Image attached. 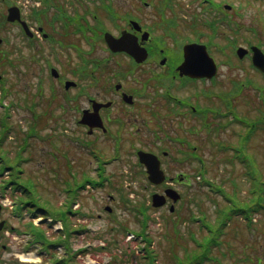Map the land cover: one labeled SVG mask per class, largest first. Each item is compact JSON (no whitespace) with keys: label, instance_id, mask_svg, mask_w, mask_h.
I'll return each mask as SVG.
<instances>
[{"label":"rangeland","instance_id":"1","mask_svg":"<svg viewBox=\"0 0 264 264\" xmlns=\"http://www.w3.org/2000/svg\"><path fill=\"white\" fill-rule=\"evenodd\" d=\"M145 1L147 2L146 4L143 3L142 0H110L109 4L113 8L117 17L116 21L119 23L120 27L125 24L128 15L133 14L137 18H142V22L149 29L153 30L154 28L151 26L157 21L160 22L156 10V6L159 3L158 0ZM173 1L174 0H172V2ZM175 1L176 3H179V6L175 4L178 15L184 16L178 18L176 20L177 24L173 27L174 33L172 35L177 40L175 41L176 45L177 42H184L188 39L187 36L192 34L191 28L186 26V24L189 23V15H187V13L191 14L189 11L196 10L197 3L190 2V0ZM213 1L221 5L219 10L218 7L215 6V9L217 10V13L215 14L219 15L217 19L224 16H227L230 19L236 29L237 40H239L240 45L247 47L246 42H244L245 39L253 42V44L260 43L262 45V43H264L263 0ZM225 4L231 5L229 10L225 9L224 11L222 6ZM77 6L78 8L85 9L80 3H77ZM182 10L186 11L184 15H182ZM203 10L198 11V13L203 12ZM209 10L210 7L206 6L205 12L207 13ZM166 18L172 25L174 21L173 16L166 14ZM106 26L112 31L117 29L112 23L106 24ZM154 31L156 35H161L163 33L162 28H157ZM162 35L166 45H174V38L172 40V37L166 35L165 32ZM0 37L4 39L8 38L7 26L0 29ZM219 43L223 44V41L220 40ZM222 46L223 45H220V47ZM2 48L7 49L8 43ZM261 48L264 50V46ZM212 51L215 52L217 58L223 63V65L221 67V76L218 77L216 83L208 84L211 92L207 91L206 86L205 90L207 92V98L204 103H206L207 108L214 109L215 106L222 104L223 109H225L222 102L224 101V97H220L222 101L220 99L218 100L220 94L219 91L224 89L227 90L229 87L228 79L235 76L242 78V80L251 81L253 84H256V87L258 88L251 85L250 87H247L245 91L247 94L236 95L229 98L230 103L233 104L234 110L239 115L247 116L255 115V113H258V109L260 112H264V88L262 89L264 86V79L263 81L260 80L259 76L256 74L257 72L249 67L248 62L244 61L245 59L236 66L228 64L226 60L228 59V54H230V52L227 48H224L223 51H221L217 47H213ZM169 57L168 64H172L174 60L178 59V53H174L173 50ZM232 59H234V57ZM2 64L4 66L1 65L0 70L6 74L7 79L0 94V118L4 111L3 107L6 104L13 103L16 106L13 108V112L11 111V108L7 112L10 114V119L8 121L10 124L15 125V128H13L11 138L8 141H4L8 138L6 137L1 142L0 154H3V159H6L7 163L10 161L13 163L17 159L23 162L21 166L18 164L13 166L15 171L18 172L12 173L11 175V178L15 179L16 183L24 189V192L17 194L16 198L41 208H46L51 215L62 218V213L74 194L75 184L82 179L85 180L83 185L82 182L80 183L82 186L78 192L75 203L71 206V211L75 212L80 210L86 214L82 217L81 214L73 213L69 217L74 226L79 224L86 225L85 230L74 234L71 239L74 248L87 247V249H83L84 252H81L78 256V259L81 262L80 264H145L146 260L137 255L141 252V248L156 257L154 261L155 264H173L171 257L172 246L177 247L175 253L181 257L182 252L184 251L182 249V246L184 247V241H187L185 248L188 249L189 253L191 252V248L196 246L195 243L200 244L198 250L204 252L208 246L205 241H211L206 240V233L204 236L202 235V237H197L195 234L189 233L188 237L185 236L183 239L178 238L174 230H171L170 232V225L168 224L172 216L169 215L165 209L160 211H154L149 208L147 209V215L150 219L146 218L144 231L147 233L146 236L151 242H146L141 236L126 232L127 230H141V221L143 217L139 214V211L136 208L141 207V204H143L144 207H148L149 189L142 190L143 181L142 176L140 175V170L134 166L130 155L133 146H141L148 141H95L96 146L94 149L102 154L103 158L112 159L114 161L109 162V166H102L105 178L104 182L102 181L103 185L100 186L97 184L95 188H92V185L86 184V180L89 176L92 181L102 180V178L97 176V171L94 170L98 159L90 154L84 155L82 152H75L73 145L68 144V142L71 141L85 140V135H83L82 131L75 127L72 122L60 124L61 116L56 102L55 100L49 103L45 101V95L48 96L49 92L43 90L45 93H41V83L39 81H29L30 78H27L25 80H16L12 82V74L9 65H7L8 63L3 62ZM153 88L156 87L153 86ZM201 88H203V86H200L197 90H200ZM156 89L158 90L160 88ZM192 90H194L193 87ZM258 90H261V92ZM249 96H251V98L249 102H246V98ZM260 96H262L263 99L259 100ZM32 103H34L35 110L24 108L25 104L32 106ZM161 106L167 111V104H161ZM40 110L41 112H38ZM45 110H47L48 115L43 119L44 123H42L41 116L42 112H46ZM31 115H34V117L39 115L40 118L38 125L32 126L35 130H32L29 133L35 135L30 137V149L28 150V153H26L31 160L24 162L23 159H27V155L22 154L24 153L22 144L23 141H25V138H28L26 131H29L30 128L26 129L23 123H25L26 119H30ZM225 124L226 122L221 125L224 127ZM219 125H217V127H219ZM213 127H215V125ZM175 129L177 137L181 134L183 136L188 135V141L192 146H197V142L202 143V139L205 142L210 139L209 142L215 145L212 146L208 143L205 146H201V150L197 152L199 158L205 160L206 163H209L206 164L207 169L203 176L204 178L201 177L199 179L192 177V184L188 188L182 187L178 189L181 194V199L176 204L178 206V216H176V218L179 219L178 222H182L186 217L188 218L190 214L198 217L202 215L203 212L209 218L214 217L215 209L211 206L210 199L214 198L219 205L225 201L220 192H218V189L222 190L221 192H225V196L230 199L232 204L238 199L243 202H238V204L244 205V203L247 204L250 197L252 198L251 200L257 198L254 193L249 192V190L255 189L252 187L253 181L249 177L244 176L246 170L245 165L232 156L234 151L230 149L220 151L216 147L222 142L224 143L221 145L222 147L239 149V151L245 156V163L247 166L256 168L255 162L253 161L254 157L251 155L252 149L246 147L245 142L236 137V131L238 132V130L243 129L242 125H228L225 129H221L218 135L217 132L215 134L211 132L208 133L206 130L207 128L200 127L195 120H192L191 130L187 132H185V126L183 123L179 126L176 125ZM229 130L232 132L231 134H229ZM43 135H50L51 138L49 141H43ZM254 140L257 142V145H259V143H262L263 137L258 134ZM255 142V149L252 151L257 157H259L260 154L264 153V150L262 149V145L259 148L257 147L256 150ZM164 144L166 145H161V147L167 149L171 156L177 153V142L172 141V143L168 144V141H164ZM48 150L56 153V160H54L55 157L52 156L51 153H47ZM8 155L12 158L11 160H9ZM226 156L232 159L231 161L233 162L229 163L226 160ZM3 159L1 157L0 184L6 179L7 174L10 171L8 165H12L8 164L3 169L5 166ZM260 159L256 161V165L259 166L260 163L264 174V161ZM68 160L73 164L74 169L76 168V170L73 171V175H70ZM169 160L170 159H168V161ZM130 163L131 168L128 170ZM200 166L201 163L194 159L190 165L193 169H197ZM45 167L49 169L48 172L45 171ZM20 168H22L23 171L22 175L18 174L20 173ZM130 172L133 173L131 177ZM83 173H88V176H82ZM251 174L253 175V171H251ZM233 175L237 176L235 177L236 182H241L236 190H234V188L229 189V176ZM203 179L209 180L212 185H207L203 182ZM246 179L248 180L247 184H243V180ZM262 179L264 180V177H262ZM210 189H215L216 194L211 193L209 191ZM121 194H125L127 199L131 201V203L128 204V207H126L125 203L120 200L119 197ZM109 195H114V201L108 199ZM13 200L10 192L5 193V195H0V202L5 206V209L3 211L1 210L2 213H0V216L5 222H7V224H10L15 229L25 231L26 227L22 225L30 223L28 222V218H33L34 216H30L29 211L25 209L21 216L26 221H24L23 224H19L18 221H13L11 217L14 219L16 216L11 215V213L15 214L18 212V204L15 203V210L10 213L12 206L11 202ZM106 203L112 208L110 213L104 211V205ZM131 204L132 207L130 206ZM226 210L227 212L230 211L229 208ZM98 215H100V217H98ZM166 215L167 217H165ZM162 217L163 221L161 219ZM165 219H169V222L166 224H164ZM261 219H264V211H261L256 218V221L253 222L257 228L260 227L262 229V234L264 232V220H262L261 225H259ZM188 220L189 221H186L187 228L195 231L198 223H194L190 218H188ZM201 220L203 221V218ZM159 221L162 223L159 224ZM240 221L244 222L245 220L244 218H240ZM35 222L37 223L38 220H35ZM65 222L69 223V221ZM209 222L210 221L206 219V226L209 225ZM210 225L216 229L219 224L218 221H214L213 223H210ZM59 227L60 225L56 223L52 226L51 230H48V234H56ZM14 235L15 234H12L9 231L4 233V235L0 234V245L2 244L3 246L8 247L1 252L0 257L2 259V264H49L47 256L42 248L29 250V253H31L34 258L28 263L17 258L16 255H19V257L23 259L21 256H24L26 252L22 251H24V243L27 242L28 237L24 235ZM232 243L233 246L236 247V251L238 250L239 256L246 252V248H243V246H245V243H248V241L245 240L244 235H240L237 239H232ZM59 253L61 254V250H59ZM173 258L176 260L175 264L185 262L176 257L175 254H173Z\"/></svg>","mask_w":264,"mask_h":264},{"label":"flooded vegetation","instance_id":"2","mask_svg":"<svg viewBox=\"0 0 264 264\" xmlns=\"http://www.w3.org/2000/svg\"><path fill=\"white\" fill-rule=\"evenodd\" d=\"M67 6V0H0V18L6 19L0 29H8V38H0V62L8 63L15 81L34 76L56 83L60 124L72 122L86 141H148L142 150L155 154L165 171L168 154L157 142L188 141V135L177 137L176 125L183 123L187 132L192 120L200 127L207 123L205 92L197 90L205 80L180 77L176 68L182 60L168 64L170 49L161 45L155 29L148 31L142 18H129L113 30L115 37L128 31L147 49V60L139 62L108 48L106 30H96L95 16ZM133 20L137 26L131 25ZM143 32H148L146 41ZM161 104H167L168 112ZM168 178L174 189L190 185L186 173ZM202 258L204 264H222L217 258ZM231 264H264V240L257 257L234 258Z\"/></svg>","mask_w":264,"mask_h":264},{"label":"water","instance_id":"3","mask_svg":"<svg viewBox=\"0 0 264 264\" xmlns=\"http://www.w3.org/2000/svg\"><path fill=\"white\" fill-rule=\"evenodd\" d=\"M107 40L112 47H118L119 44L123 45L124 43L123 39L115 41L112 38H107ZM253 50L255 49L253 48ZM184 54L187 61L186 64L184 63L181 66L182 70L186 68L190 75L196 76H211L214 74L215 67L211 60L208 58L204 46L198 44L186 45L184 47ZM253 63L255 66H257L264 72V57L258 51L255 52V55L253 57Z\"/></svg>","mask_w":264,"mask_h":264},{"label":"trees","instance_id":"4","mask_svg":"<svg viewBox=\"0 0 264 264\" xmlns=\"http://www.w3.org/2000/svg\"><path fill=\"white\" fill-rule=\"evenodd\" d=\"M8 184H6L5 187H7ZM26 224L27 225V232L29 231V234L32 238L31 242L32 243H40L42 246H45V249L51 248V247H59L62 246L63 244L65 245L64 250L66 251L63 256L58 257L56 255V252L54 249H51L49 251L50 254V264H78L76 263V256L83 251H74L72 247L68 246L66 241L64 240V237L62 235H59L58 238L55 240L51 236L49 237L47 235V227L43 225V222L40 223L39 226H34L31 223ZM64 227H66L64 225ZM26 231L20 232L17 231L19 234H27ZM27 246L30 247L32 244L30 242H27ZM27 247V248H28Z\"/></svg>","mask_w":264,"mask_h":264},{"label":"bare ground","instance_id":"5","mask_svg":"<svg viewBox=\"0 0 264 264\" xmlns=\"http://www.w3.org/2000/svg\"><path fill=\"white\" fill-rule=\"evenodd\" d=\"M28 257H30V256H28ZM28 257H23V260L28 261L29 260Z\"/></svg>","mask_w":264,"mask_h":264}]
</instances>
